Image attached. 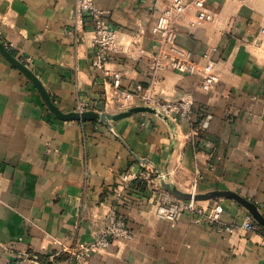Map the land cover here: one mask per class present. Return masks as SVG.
<instances>
[{
    "label": "crops",
    "instance_id": "obj_1",
    "mask_svg": "<svg viewBox=\"0 0 264 264\" xmlns=\"http://www.w3.org/2000/svg\"><path fill=\"white\" fill-rule=\"evenodd\" d=\"M170 1L94 0L111 28L140 35L131 57L111 62L125 70L121 88L140 83L157 100L133 97L118 109L91 65V23L76 15L75 0H0V41L61 111L85 101L90 111L127 113L62 120L0 53V264H69L56 254L60 245L99 234L127 170L152 169L160 183L188 193L233 192L264 216V0H208L204 19L189 5L174 21L175 53L213 62L209 90L199 73L156 66L150 28ZM181 99L206 121L194 139L188 121L158 108ZM136 184L115 202L132 237L113 240L85 264H264V225L253 216L254 229L244 228L249 211L236 199L197 201L205 209L219 201V223H195L188 211L171 221L155 214L152 192Z\"/></svg>",
    "mask_w": 264,
    "mask_h": 264
},
{
    "label": "built area",
    "instance_id": "obj_2",
    "mask_svg": "<svg viewBox=\"0 0 264 264\" xmlns=\"http://www.w3.org/2000/svg\"><path fill=\"white\" fill-rule=\"evenodd\" d=\"M208 0H171L157 16L154 24L150 28V33L155 38L153 50L156 57V66L166 69L201 75V88L209 90L216 81V73L213 69V62L206 60L199 65L198 62L189 58L188 53L178 56L175 37L176 33L173 23L189 5H194L197 9L199 19L207 16L205 4ZM76 15L81 17L83 13L89 15L91 32L93 34L90 42L92 57L91 65L100 71L102 77L110 84L111 104L118 109H123L133 97H138L143 101H157L151 95L150 87L143 88L137 83L133 90L121 88V78L125 70L112 68L111 62L118 57H131L135 51L140 35H129L121 30L111 28L104 19V12L94 2V0H75ZM203 57H207L206 54ZM109 101L105 103V108ZM91 106L88 102L81 101L77 104L76 110H87ZM162 112L175 111L177 117L188 121L191 125L190 136L194 139L205 127L206 121L200 120L195 123L192 102L189 99L169 103H160L158 106ZM119 186L114 190V203L106 214V225L93 239L86 242H79L72 245L61 244L56 254L64 253L67 255L69 264H85L87 259L94 253L106 249L115 239H128L132 233L127 225L124 215L118 211L116 203L128 196L129 190L133 189L135 181H141L148 188L155 198V214L158 217L166 218L171 221L177 220L180 215L188 211L195 223H219L223 206L219 201L209 208L198 205V202L191 197L190 199H179L172 196L162 185V174H156L152 169H144L139 172L127 170L120 174ZM191 195L195 193L190 192ZM253 216L250 212L244 215L242 226L246 229H254ZM231 230L232 228H227Z\"/></svg>",
    "mask_w": 264,
    "mask_h": 264
},
{
    "label": "water",
    "instance_id": "obj_3",
    "mask_svg": "<svg viewBox=\"0 0 264 264\" xmlns=\"http://www.w3.org/2000/svg\"><path fill=\"white\" fill-rule=\"evenodd\" d=\"M0 53L17 69H19L21 72H23L30 80L31 82L37 87L39 90L40 94L43 97V100L45 104L47 105L48 109L58 118L62 120H87V119H93V118H98L99 120H103L106 117L109 118H119L125 114L120 113L116 115H108L105 113H99V112H94L90 110H83V111H77V110H72L68 112H63L61 111L51 100L49 94L45 90V88L42 86L40 80L38 77L35 75L34 72L22 61H20L18 58L14 57L4 46V44L0 41ZM162 187L168 191L172 196L179 198V199H190L193 197L194 200L199 201V200H204L208 199L211 197H216V196H221V195H227L229 197H232L236 199L239 203H241L251 214L252 216L255 217V219L262 223L264 225V216L258 211L256 205L249 201L248 199L239 196L238 194H235L233 192H220V191H211V192H206V193H194L193 196L191 193L181 191L174 186L170 185L169 183L162 182L161 183Z\"/></svg>",
    "mask_w": 264,
    "mask_h": 264
},
{
    "label": "trees",
    "instance_id": "obj_4",
    "mask_svg": "<svg viewBox=\"0 0 264 264\" xmlns=\"http://www.w3.org/2000/svg\"><path fill=\"white\" fill-rule=\"evenodd\" d=\"M9 52H10L11 54H13V51H12L11 49H9ZM195 123L198 124V123H199V120H196ZM134 183H135V185H137L136 183H138V185L141 184V186H144V184H143L141 181H135ZM134 183H133V184H134ZM61 256H63V255L61 254ZM40 259H41L42 263H48V262L46 261V257L41 256Z\"/></svg>",
    "mask_w": 264,
    "mask_h": 264
}]
</instances>
